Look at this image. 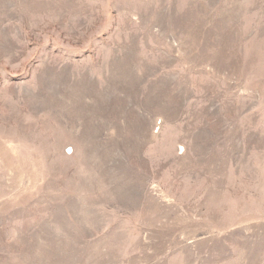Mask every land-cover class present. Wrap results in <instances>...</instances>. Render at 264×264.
Returning <instances> with one entry per match:
<instances>
[{"label":"rangeland","instance_id":"rangeland-1","mask_svg":"<svg viewBox=\"0 0 264 264\" xmlns=\"http://www.w3.org/2000/svg\"><path fill=\"white\" fill-rule=\"evenodd\" d=\"M0 264H264V0H0Z\"/></svg>","mask_w":264,"mask_h":264}]
</instances>
